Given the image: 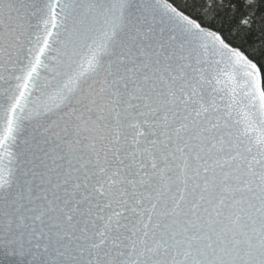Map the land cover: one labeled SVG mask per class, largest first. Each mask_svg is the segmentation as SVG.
Segmentation results:
<instances>
[{
    "label": "snow or ice",
    "instance_id": "obj_1",
    "mask_svg": "<svg viewBox=\"0 0 264 264\" xmlns=\"http://www.w3.org/2000/svg\"><path fill=\"white\" fill-rule=\"evenodd\" d=\"M0 264H264V0H0Z\"/></svg>",
    "mask_w": 264,
    "mask_h": 264
}]
</instances>
